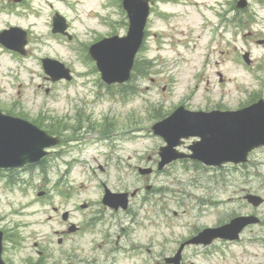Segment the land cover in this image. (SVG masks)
Listing matches in <instances>:
<instances>
[{"label": "rangeland", "instance_id": "1", "mask_svg": "<svg viewBox=\"0 0 264 264\" xmlns=\"http://www.w3.org/2000/svg\"><path fill=\"white\" fill-rule=\"evenodd\" d=\"M151 1L155 8L137 58L139 71L148 74H137L135 89L125 94L112 88L117 93L110 102L98 87L94 63L84 57L92 42L125 35L119 0H0V32L18 27L28 33L25 57L0 48V111L51 136L62 134L41 167L0 172L6 264H166L203 227L247 214L258 215L261 225L248 227L233 244L214 242L211 251L188 246L182 264H264V203L253 208L243 199L251 194L264 200V151L254 153L242 171H209L187 160L158 172L163 144L150 130L180 105L237 110L254 97L264 98V82L235 63L247 53L254 67L261 61L264 66V46L256 45L264 40V5L246 0L245 13H239L230 9L236 0ZM54 11L68 24L70 41L51 39ZM225 17L227 32L221 27ZM44 58L70 68L73 82L51 83L41 67ZM261 75L264 79V68ZM136 167L153 174L139 176ZM103 187L111 193L137 190L129 211L102 206ZM207 201L212 203L204 205ZM64 212L82 230L57 244L55 233L67 227Z\"/></svg>", "mask_w": 264, "mask_h": 264}, {"label": "water", "instance_id": "2", "mask_svg": "<svg viewBox=\"0 0 264 264\" xmlns=\"http://www.w3.org/2000/svg\"><path fill=\"white\" fill-rule=\"evenodd\" d=\"M124 7L130 19L128 36L125 39L114 37L104 40L90 50V55L97 62L103 77L117 83H122L129 76L133 57L142 41L148 14L146 5L139 0H124ZM60 77H66V74ZM261 108L256 105L243 113L224 115H180L177 112L156 125L154 130L168 143V149L177 145L182 137L200 138L201 141L190 148L193 159L208 164L243 161L249 151L264 145V108ZM52 143L51 139L44 137L32 126L0 116V168L36 162L44 155L43 149L50 147ZM178 157L181 156L174 154L171 160ZM115 198L117 197L112 195L106 196L107 203L117 206ZM1 237L0 234V254ZM215 237H225L223 229L217 230L210 239ZM0 264H3L1 259Z\"/></svg>", "mask_w": 264, "mask_h": 264}]
</instances>
